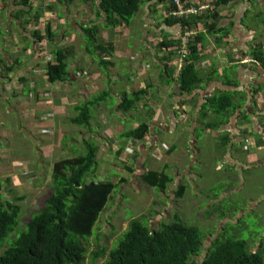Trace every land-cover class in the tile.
Returning a JSON list of instances; mask_svg holds the SVG:
<instances>
[{
    "label": "crops",
    "instance_id": "1",
    "mask_svg": "<svg viewBox=\"0 0 264 264\" xmlns=\"http://www.w3.org/2000/svg\"><path fill=\"white\" fill-rule=\"evenodd\" d=\"M133 1L136 9L125 22L108 12L107 0H0V143L15 130L35 142L34 162L8 157L11 175L18 167L19 177L44 180L56 163L85 155L95 142L97 162L110 157L119 174L95 181L120 187L106 203H119L122 188L141 184L159 193L172 188L191 203L203 192L202 177L220 176L225 166L237 177L264 166V0L218 6L214 22L210 0H189V7L207 9L182 17L171 14L173 0ZM189 30L196 34L184 49ZM193 46L201 80L184 91L179 75ZM60 58L68 75L53 81L50 67ZM226 92L234 94L235 106L227 121L203 107L208 97ZM98 94L103 101L81 107ZM138 128L142 135L133 136ZM226 134L231 141L223 146ZM195 167H204L202 173ZM150 171L167 186H150L144 178ZM220 193L205 192L202 200L221 201Z\"/></svg>",
    "mask_w": 264,
    "mask_h": 264
},
{
    "label": "trees",
    "instance_id": "2",
    "mask_svg": "<svg viewBox=\"0 0 264 264\" xmlns=\"http://www.w3.org/2000/svg\"><path fill=\"white\" fill-rule=\"evenodd\" d=\"M188 1L183 0L186 6ZM232 1L210 0L214 11L210 19L213 22L216 20V7ZM107 2L108 12H117L125 22L131 20L136 9L133 0ZM207 28L208 31L214 30L211 24ZM202 39L203 35L198 34L196 41ZM195 49L193 46L179 75L184 91L192 90L201 80L194 64L198 60ZM254 57L261 62L258 53ZM67 68L68 65L60 58L58 64L50 67L51 80L65 79ZM233 96L232 92L213 95L206 99L203 107L213 109L218 115H225L223 120L227 121L226 117L235 112ZM104 98V94L93 95L81 107L86 110L89 105H95ZM205 109L201 106L200 114H204ZM206 127H213V124ZM142 128L132 130L131 134L141 136L142 133L138 131ZM230 141L229 134H226L223 146ZM98 149L97 143L89 142L85 155L56 163L51 178L53 193L44 201V206L24 223L21 221V207L9 200L0 205V264H85L87 248L84 242H89L90 236L96 232L100 216L109 204L106 202L117 188L112 182L87 180L89 174L96 171ZM144 178L152 187L167 186L156 171L146 173ZM22 200L23 197H19L15 201ZM231 200L232 196L218 202L222 203L218 208L214 206V212H219L218 219L225 218V211L233 209L228 208ZM245 208L233 210L237 214ZM143 217L130 220L109 251L100 245V249L92 253L91 264L99 263V260L102 261L100 264H264V237L261 234L255 239H245L242 232L240 236L231 233L228 228L232 225H228L225 231L206 242L205 234L188 225L178 214L174 215L173 220L160 221L158 227L154 228L148 218L141 220ZM255 243H258L256 248Z\"/></svg>",
    "mask_w": 264,
    "mask_h": 264
},
{
    "label": "rangeland",
    "instance_id": "3",
    "mask_svg": "<svg viewBox=\"0 0 264 264\" xmlns=\"http://www.w3.org/2000/svg\"><path fill=\"white\" fill-rule=\"evenodd\" d=\"M47 135V133H44L42 136ZM7 141L8 143L5 146H3L2 142L0 143V151L3 148V151L0 153V155H3L0 158V205L4 204L5 200H9L12 204L21 207V221L24 223L28 220L29 216H32L44 206V201L53 193V189H51V178H53V175H51L52 167L50 166L51 171L44 180L32 177H19V174L22 172L18 167L11 175L8 166L10 159L8 157L13 154L16 155L18 160L26 159L34 162L35 142L25 134H20L17 130H15L14 135L7 137ZM82 147L85 148V145H82ZM69 156L75 157L73 153L69 154ZM112 165L114 164L110 160V157L106 162L98 161L94 167L95 173L89 174L87 180H97L100 175L109 173L119 176L116 171H113ZM203 168L195 167V171L202 173ZM204 170L207 173L213 171L208 166ZM223 170L225 171L220 176L202 177L203 192L201 191L199 195L195 194L199 197L191 203L178 199L174 195L175 192L172 188H169L165 192H160L162 194L159 193L158 189L153 188L151 190L147 188L145 184L139 185L133 191H127L132 190L130 188L127 190L122 188L123 197L120 194L118 198L120 199L119 203H116L115 198L113 203L108 204L107 209L100 216L96 232L90 236L89 242H84L87 248L85 264H91L92 253L98 251L100 245H104L109 251L115 239L127 228L129 221L143 216L148 218L150 225L154 228L158 227L160 221L173 220L174 215L178 214L188 225L202 231L205 234L204 238L206 242H209L219 232L225 231L228 225H232L228 228V230H231V233L240 236V232H242L245 239H255L260 234L261 237H264V166L243 169V171L235 173L238 177L230 175L231 168L228 166L223 167ZM14 174H18V181L17 179H13V177L17 178ZM121 177L129 178L130 176L124 173ZM231 178L232 180H239L231 182ZM28 179L29 181H27ZM200 190H202L201 187ZM221 191H223L221 200L232 196V203L228 205V208L236 210H242L245 206L246 208L237 214H235V210L227 208L228 210L225 211L226 217L218 219L219 212H214V206L217 208L221 206L222 203H218L220 200L205 203L202 199L205 198V192L218 197L221 195ZM172 194L175 200L171 198ZM19 197H23V200L16 202L15 200ZM145 217L141 218V220L145 221ZM250 241L253 242L251 239ZM257 245L258 243H255V248ZM101 262L99 260V263L96 264H100Z\"/></svg>",
    "mask_w": 264,
    "mask_h": 264
},
{
    "label": "built area",
    "instance_id": "4",
    "mask_svg": "<svg viewBox=\"0 0 264 264\" xmlns=\"http://www.w3.org/2000/svg\"><path fill=\"white\" fill-rule=\"evenodd\" d=\"M175 8L172 10L171 14L175 17L182 16H192L198 14V12L204 11L207 9L206 5H202L200 7H189L186 6L183 0H173ZM196 34L194 30H189L183 38V48L186 49L189 45V40L193 38Z\"/></svg>",
    "mask_w": 264,
    "mask_h": 264
}]
</instances>
